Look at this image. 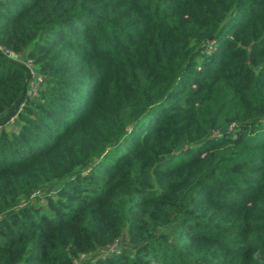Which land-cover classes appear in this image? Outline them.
<instances>
[{"label": "trees", "instance_id": "16d2710c", "mask_svg": "<svg viewBox=\"0 0 264 264\" xmlns=\"http://www.w3.org/2000/svg\"><path fill=\"white\" fill-rule=\"evenodd\" d=\"M0 47V264H264V0H0Z\"/></svg>", "mask_w": 264, "mask_h": 264}, {"label": "built area", "instance_id": "2783aa9c", "mask_svg": "<svg viewBox=\"0 0 264 264\" xmlns=\"http://www.w3.org/2000/svg\"><path fill=\"white\" fill-rule=\"evenodd\" d=\"M0 51H2L8 58L12 60L22 61L24 63L29 73V79L27 80L28 85L26 89V96L29 98H36L43 86L44 78L35 72L29 60L25 61L21 57L16 56L13 52L4 50L1 47ZM11 122H13V119H11ZM122 246L123 245L119 240L115 241L111 245L98 249L95 258L104 259L108 255L119 253L121 251ZM83 259L85 258L83 257Z\"/></svg>", "mask_w": 264, "mask_h": 264}, {"label": "water", "instance_id": "95a60500", "mask_svg": "<svg viewBox=\"0 0 264 264\" xmlns=\"http://www.w3.org/2000/svg\"><path fill=\"white\" fill-rule=\"evenodd\" d=\"M25 93H26V89H25L24 95H25Z\"/></svg>", "mask_w": 264, "mask_h": 264}]
</instances>
